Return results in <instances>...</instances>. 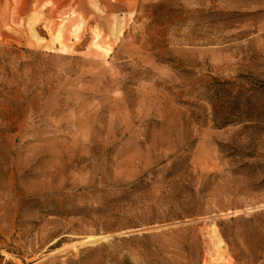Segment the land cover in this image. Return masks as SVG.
Here are the masks:
<instances>
[{
	"label": "rangeland",
	"instance_id": "374dc122",
	"mask_svg": "<svg viewBox=\"0 0 264 264\" xmlns=\"http://www.w3.org/2000/svg\"><path fill=\"white\" fill-rule=\"evenodd\" d=\"M0 264H264V0H0Z\"/></svg>",
	"mask_w": 264,
	"mask_h": 264
},
{
	"label": "bare ground",
	"instance_id": "6f19581e",
	"mask_svg": "<svg viewBox=\"0 0 264 264\" xmlns=\"http://www.w3.org/2000/svg\"><path fill=\"white\" fill-rule=\"evenodd\" d=\"M96 238V237H95ZM95 238H93V239H95ZM90 239H88L87 241H89ZM92 240V239H91Z\"/></svg>",
	"mask_w": 264,
	"mask_h": 264
}]
</instances>
